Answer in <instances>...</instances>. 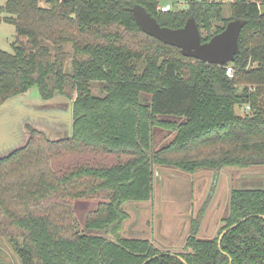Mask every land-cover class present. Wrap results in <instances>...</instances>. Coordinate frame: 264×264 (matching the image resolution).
<instances>
[{"label":"trees","instance_id":"1","mask_svg":"<svg viewBox=\"0 0 264 264\" xmlns=\"http://www.w3.org/2000/svg\"><path fill=\"white\" fill-rule=\"evenodd\" d=\"M45 5L0 6V24L16 34L11 53L0 49V105L33 88L43 101H73L70 139L51 141L28 127L27 144L0 159V237L20 264H264V188L232 189L218 236L200 240L208 195L181 253L119 234L128 217L122 206L151 201L153 166L189 174L264 166V0H190L167 13L157 0ZM135 5L169 29L193 19L202 43L240 20L238 52L223 66L184 57L138 27ZM96 85L103 94H92ZM246 104L249 113L237 114ZM155 129L173 136L152 150ZM78 199L98 201L86 215L87 234L76 225Z\"/></svg>","mask_w":264,"mask_h":264},{"label":"rangeland","instance_id":"2","mask_svg":"<svg viewBox=\"0 0 264 264\" xmlns=\"http://www.w3.org/2000/svg\"><path fill=\"white\" fill-rule=\"evenodd\" d=\"M6 1L7 0H0V6H3ZM189 1L190 0H157V3L160 7L169 5L171 11H178L185 9ZM194 1L211 2L218 0ZM223 2H225V0ZM40 6H46L45 0H40ZM225 6L224 15L227 16L229 14L227 10L228 5ZM1 16L3 15L0 13V17ZM15 39L16 34L14 27L2 22L0 24V49L11 53V43ZM65 71L71 72L69 65L65 68ZM99 87L100 86L96 85L92 89L91 86L92 94H103ZM26 98L27 101L33 103L41 102L36 88L28 92ZM69 103H71V101L68 99L62 100V98H55L51 104L43 108L64 109L66 111ZM236 113L241 115L240 107H236ZM31 125L32 123L23 127L25 139L30 136V132L27 129L28 127L36 129ZM38 128L45 129L46 127L38 126ZM61 133L55 135L54 132L48 131L49 135L46 133L45 135L52 139L65 138L67 134ZM172 136V134L168 135L164 130L155 129L152 134V150H157L167 145L171 141ZM21 146L22 144L17 147L20 148ZM153 169L154 182L151 201L126 203L122 206V209L127 213L128 217L123 221L119 234L128 238L153 240L155 245L163 252H183L184 241L187 237H184V233L189 226L188 218L191 219L192 216L195 215L208 195L211 196V201L203 219V224L197 235L200 240H212L218 236L220 228L222 227V219L225 218L229 212V195L232 189L264 188V166H250L245 168L230 166L224 167L216 173L209 170H200L194 174L185 173L168 167L162 168L153 166ZM237 178L238 180L236 182ZM211 186H213V192L209 193ZM97 204V200L78 199L72 201L76 225L81 233L87 234V230L84 228L86 215L94 211L97 208ZM171 215L174 217L173 219H170ZM89 233L102 234L99 231H90ZM104 234L105 233L102 235ZM0 261L3 264H20L13 249V243L4 237H0Z\"/></svg>","mask_w":264,"mask_h":264},{"label":"water","instance_id":"3","mask_svg":"<svg viewBox=\"0 0 264 264\" xmlns=\"http://www.w3.org/2000/svg\"><path fill=\"white\" fill-rule=\"evenodd\" d=\"M131 13L136 24L145 34L165 45L178 48L184 57L223 66L231 62L238 52V36L243 25L240 20L228 23L221 33L213 36L208 42L202 43L199 30L193 19H189L182 28L169 29L161 27L150 14L138 5L132 7ZM21 95L10 98L0 105V159L27 144L29 138L25 139L23 127L30 123L36 128L35 130L44 135L48 134V131L54 132L55 135L61 132L67 134L65 138L56 139L45 135L51 141L70 139L72 135V100L65 111L64 109L43 108L51 104L55 98L63 100L66 99L64 97L56 96L48 101H42L39 97L41 102L33 103L27 101V93ZM38 126L46 128L42 129ZM21 144L20 148L17 147ZM226 232L227 230L219 235L218 245Z\"/></svg>","mask_w":264,"mask_h":264},{"label":"built area","instance_id":"4","mask_svg":"<svg viewBox=\"0 0 264 264\" xmlns=\"http://www.w3.org/2000/svg\"><path fill=\"white\" fill-rule=\"evenodd\" d=\"M157 11H159L161 13H167V12H170L171 11V8H170L169 5H165V6H161V7L158 6L157 7ZM225 75L230 80L233 78V76H234V70H233V68L231 66L226 67V69H225ZM240 109H241V115L244 116V115H246V114L249 113L250 106L246 104V105L241 106Z\"/></svg>","mask_w":264,"mask_h":264},{"label":"crops","instance_id":"5","mask_svg":"<svg viewBox=\"0 0 264 264\" xmlns=\"http://www.w3.org/2000/svg\"><path fill=\"white\" fill-rule=\"evenodd\" d=\"M218 1H220V2H222V3H230L232 0H225V2H223L224 0H218ZM227 1V2H226ZM237 108H238V106H237ZM239 172H241V171H239ZM212 174V173H211ZM234 174H235V172H234ZM212 176V175H211ZM211 176H210V178H211ZM237 180H238V178L236 179V182H237ZM174 217L171 215V218L170 219H173ZM188 221L190 222V218H188ZM188 222V223H189ZM203 224V223H202ZM189 226H188V228H187V231L184 233V237L185 236H187L188 235V233H189ZM199 233V232H198ZM181 238H182V236H181Z\"/></svg>","mask_w":264,"mask_h":264},{"label":"flooded vegetation","instance_id":"6","mask_svg":"<svg viewBox=\"0 0 264 264\" xmlns=\"http://www.w3.org/2000/svg\"><path fill=\"white\" fill-rule=\"evenodd\" d=\"M210 189H213V186H211ZM210 198H211V196H210ZM210 201H211V200H210ZM204 217H205V216H204ZM203 219H204V218H203Z\"/></svg>","mask_w":264,"mask_h":264}]
</instances>
